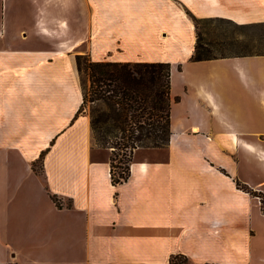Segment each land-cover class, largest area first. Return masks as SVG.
<instances>
[{
    "label": "crops",
    "instance_id": "0c3cea01",
    "mask_svg": "<svg viewBox=\"0 0 264 264\" xmlns=\"http://www.w3.org/2000/svg\"><path fill=\"white\" fill-rule=\"evenodd\" d=\"M101 1L0 0L34 5L30 42L51 45L0 30V264H264L260 199L237 186L264 192V86L239 75L264 55L190 60L188 14L264 21V0ZM79 53L170 63L169 143L136 148L117 185L89 113L75 117Z\"/></svg>",
    "mask_w": 264,
    "mask_h": 264
},
{
    "label": "trees",
    "instance_id": "16d2710c",
    "mask_svg": "<svg viewBox=\"0 0 264 264\" xmlns=\"http://www.w3.org/2000/svg\"><path fill=\"white\" fill-rule=\"evenodd\" d=\"M191 16L196 40L190 60L264 55V21L238 23L221 16ZM255 29V33L248 31ZM263 30V31H261ZM79 81L81 70L89 79L81 86L82 103L75 115L90 106V124L97 145L111 147L110 173L114 185L130 175L138 147H164L171 135V67L168 61H94L89 54L72 55ZM102 102L100 105L97 102ZM117 150V151H116ZM45 152L33 162L42 172ZM237 186L258 196L264 212V192L237 181ZM55 199L56 196H53ZM172 260L184 261L186 258Z\"/></svg>",
    "mask_w": 264,
    "mask_h": 264
},
{
    "label": "rangeland",
    "instance_id": "374dc122",
    "mask_svg": "<svg viewBox=\"0 0 264 264\" xmlns=\"http://www.w3.org/2000/svg\"><path fill=\"white\" fill-rule=\"evenodd\" d=\"M95 1V0H94ZM99 5H129L131 3V0H102L101 2H98ZM37 14H40L39 11H35L34 5H0V30L8 29V31L11 30L12 27L15 25L17 26V30L23 29L24 28V33H27L28 38L27 40L24 41H29L31 40L32 36L34 35L33 31L29 28L31 26H28V24L34 23V20L36 19ZM68 18V12H66L61 5H55V9L53 12V19L55 22L57 21H62V20H67ZM263 31V30H261ZM4 32V31H3ZM249 33H255L256 30L251 29L248 31ZM185 35L187 33H184ZM196 36V34H195ZM196 40V39H195ZM32 46L35 47H48L51 46L50 44L46 42H38V43H31ZM80 54V53H79ZM253 58L252 60L248 62L246 61L245 64L241 65L242 68H246V72L243 75L242 73L239 74L242 79L245 78V81L247 83H250L251 81V76H254L255 78V83L258 85L264 86V72H261L260 69L264 68V57L262 60L256 58ZM250 67H253L254 69H259V71H255L254 74L252 75L248 69ZM75 73V71H74ZM72 82H73V75L71 76ZM176 81V78H174V83ZM79 82L82 86L88 88L89 86V79L87 78L86 73H84L83 70L80 72L79 76ZM100 105H102L101 101L97 102ZM90 106H86V111H89ZM103 147V146H102ZM110 150L111 154V147H107ZM117 151V150H116ZM133 157V155H132Z\"/></svg>",
    "mask_w": 264,
    "mask_h": 264
}]
</instances>
